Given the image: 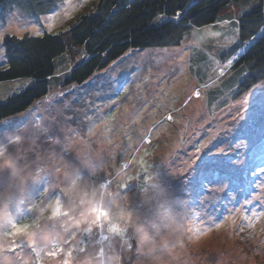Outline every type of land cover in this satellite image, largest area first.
I'll list each match as a JSON object with an SVG mask.
<instances>
[{"label": "rangeland", "instance_id": "rangeland-1", "mask_svg": "<svg viewBox=\"0 0 264 264\" xmlns=\"http://www.w3.org/2000/svg\"><path fill=\"white\" fill-rule=\"evenodd\" d=\"M97 1L62 0L38 17L13 8L0 38L66 32ZM233 30L219 21L190 30L178 46L127 51L81 86H63L70 64L64 55L54 60L47 94L1 121L27 117L0 135V264H147L125 227L133 219L161 245L154 255L177 256L173 264H264V175H249L246 196L195 201L177 175L200 143L231 122L227 81L235 63L224 77L218 71L237 45ZM72 54L74 63L82 59L80 50ZM28 83L0 82V102ZM13 240L23 242L16 249L23 259L8 251Z\"/></svg>", "mask_w": 264, "mask_h": 264}, {"label": "trees", "instance_id": "trees-1", "mask_svg": "<svg viewBox=\"0 0 264 264\" xmlns=\"http://www.w3.org/2000/svg\"><path fill=\"white\" fill-rule=\"evenodd\" d=\"M61 1L0 0V23L13 8L27 17H38ZM249 1L98 0L94 10L80 16L66 32L22 37L5 35L3 41L10 58L0 69V82L26 78L29 83L22 92L0 102V122L24 113L47 94L48 80L54 74V60L59 56L64 55L71 67L64 76L63 86H81L127 51L178 46L190 30L219 21L231 23L236 33L237 45L230 55L243 50L233 66L235 75L227 81L234 101L232 89L245 72L249 77L264 73V34L260 31L264 28L263 0H254L245 10ZM232 7L234 11L230 10ZM176 12L181 14L179 21H165L163 26L157 23L161 16L171 18ZM254 37L257 39L249 44ZM77 50L81 51L82 59L74 63L77 56L72 53ZM247 82L253 83L251 79Z\"/></svg>", "mask_w": 264, "mask_h": 264}, {"label": "snow or ice", "instance_id": "snow-or-ice-1", "mask_svg": "<svg viewBox=\"0 0 264 264\" xmlns=\"http://www.w3.org/2000/svg\"><path fill=\"white\" fill-rule=\"evenodd\" d=\"M251 10H255V8ZM180 19L181 14L176 12L171 18L161 16L157 23L163 26L165 21L172 23ZM32 23L34 21H27L29 25ZM23 30H27L26 26H23ZM260 31L264 34V29ZM35 34H42L39 28L36 29ZM256 39L254 37L253 42H249V44L254 43ZM230 43H237V41L232 40ZM9 58L10 53L5 46V41L0 38V66H3V63H6ZM239 59L238 53L231 55L225 61L224 67L219 69L218 76L224 77L225 70L230 69ZM248 79H251L253 83L249 84ZM232 91L236 98L228 109L231 122L224 124L215 135L209 136L203 143H200L189 159L185 161V168L177 174L180 184L186 186L185 190L191 193L194 201L204 196L216 199V194L219 192H223L224 197L230 199H236L241 195L246 196L252 188V182L248 179L249 175L257 171L264 175V73L249 77L245 72ZM193 95L199 97L200 92L195 91ZM35 111V108L32 109L28 115L30 116ZM25 120L27 117L19 121L0 122V135L4 134L6 128H10L12 125L19 127ZM36 126L39 127V125ZM47 127L48 125L45 124L44 128ZM257 127L259 136L254 137L253 134ZM7 139L9 142H18L20 137L9 135ZM213 140L216 143H212ZM209 144L212 146L209 147ZM204 149L207 151L201 156ZM2 153L3 147H0V154ZM59 207L60 203L57 201V207L53 209V216L58 214ZM13 227L18 230L20 228L16 225ZM216 227L219 228L220 225H216ZM203 231L205 234L211 231V226L209 225ZM196 235L198 238L200 233L197 232ZM23 247L22 241L13 240L8 251L23 259V252H16L17 248L23 249ZM26 264H34V262H26Z\"/></svg>", "mask_w": 264, "mask_h": 264}, {"label": "clouds", "instance_id": "clouds-1", "mask_svg": "<svg viewBox=\"0 0 264 264\" xmlns=\"http://www.w3.org/2000/svg\"><path fill=\"white\" fill-rule=\"evenodd\" d=\"M5 150L3 149V153L0 154V157H4ZM4 165L11 167V161L8 159L4 160ZM54 207V206H53ZM96 207H99L97 205ZM93 215L97 213H92ZM130 229L137 244V252L147 258V264H173V262L177 259L175 254L168 256L166 258H161L159 256L154 255L157 248L160 247L156 241H154L147 231L143 228L142 225L138 223L136 219H133L128 225L125 226Z\"/></svg>", "mask_w": 264, "mask_h": 264}]
</instances>
